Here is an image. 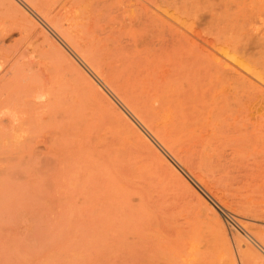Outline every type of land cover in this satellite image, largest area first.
<instances>
[{"label":"rangeland","instance_id":"1","mask_svg":"<svg viewBox=\"0 0 264 264\" xmlns=\"http://www.w3.org/2000/svg\"><path fill=\"white\" fill-rule=\"evenodd\" d=\"M258 244L264 0H0V264H261Z\"/></svg>","mask_w":264,"mask_h":264},{"label":"bare ground","instance_id":"2","mask_svg":"<svg viewBox=\"0 0 264 264\" xmlns=\"http://www.w3.org/2000/svg\"><path fill=\"white\" fill-rule=\"evenodd\" d=\"M45 15V14H44ZM44 17V16H43ZM51 18V17H50ZM49 20V19H48ZM47 20V21H48ZM51 20V19H50ZM55 20V19H54ZM53 22V21H52ZM54 27H55V25H53ZM67 30V29H66ZM69 31V30H68ZM63 32H64V30H63ZM66 35V34H65ZM66 37H67V35H66ZM69 38V37H68ZM68 38H66L67 40H68ZM75 39H76V36H75ZM72 40V39H71ZM239 40V39H238ZM45 41H46V39H45ZM73 41V40H72ZM75 42V41H74ZM47 44V43H46ZM48 45H49V43H48ZM75 45H77V44H75ZM84 45V44H83ZM78 49V48H77ZM84 50H86V49H84ZM87 51H88V49H87ZM91 51V50H90ZM240 51V50H239ZM240 52H242V51H240ZM239 52V53H240ZM91 55V54H90ZM88 56H89V54H88ZM58 61V60H57ZM40 66V65H39ZM61 66V65H60ZM98 70H99V68H98ZM10 72H12L13 73V71H9L8 73H10ZM164 72V71H163ZM11 73V74H12ZM15 73H16V71H15ZM14 73V75H17V74H15ZM41 73V72H40ZM169 74V73H168ZM13 76V75H12ZM257 76V75H256ZM35 77V76H34ZM160 77V76H159ZM32 78H33V76H32ZM31 79V78H30ZM29 79V80H30ZM33 79H36V77L35 78H33ZM13 80V79H12ZM16 80V79H15ZM32 80V79H31ZM33 81V85H34V80H32ZM41 81V80H40ZM50 81V80H49ZM30 82V81H29ZM30 83H32V82H30ZM39 87V86H38ZM40 89H42L41 91L43 92V94L46 96V98H48L49 100H51V101H57V100H59L60 99V97H59V95H58V93H57V90L58 89H56V88H54V87H52V86H46V85H40ZM218 93V92H217ZM15 94V93H14ZM23 99H25V98H23ZM42 99V98H41ZM29 100H31V99H29ZM14 102H16V101H14ZM24 102H26V101H24ZM24 102H23V104L22 105H24ZM17 103V102H16ZM22 102H21V99H20V103H18V104H21ZM43 103V102H42ZM28 105H30V103H27ZM34 104V103H33ZM49 104V103H48ZM38 105V104H37ZM27 106V105H26ZM33 106V105H32ZM35 107H36V105H34ZM33 106V107H34ZM40 106V105H39ZM28 107V106H27ZM230 113V112H229ZM230 123V122H229ZM237 124V123H236ZM172 147V146H171ZM252 239V238H251ZM260 241V240H259ZM242 243V242H241ZM261 243V242H260ZM259 245V244H258ZM240 246V245H239ZM259 246H262V245H259ZM263 247V246H262ZM264 248V247H263ZM241 249V248H240ZM243 251V250H242ZM262 251V250H261ZM242 253V252H241ZM240 253V256H241V258L243 257L244 258V260H245V257L247 256V257H249L248 255L250 254L249 252H247V254H244V255H242ZM254 253V252H253ZM254 255V254H253ZM251 256H252V254H251ZM262 257V256H261ZM261 257H260V259H261ZM264 257V256H263ZM246 259H248V258H246ZM239 260H241V259H239ZM239 260H238V262H239ZM251 260H252V257H251ZM250 260V261H251ZM253 261V260H252ZM261 261H262V259H261ZM264 261V260H263ZM262 261V262H263ZM241 262V261H240ZM262 262H261V264H262ZM248 264L249 263H251V262H247ZM189 264V263H188ZM245 264V263H244ZM253 264H254V262H253Z\"/></svg>","mask_w":264,"mask_h":264}]
</instances>
